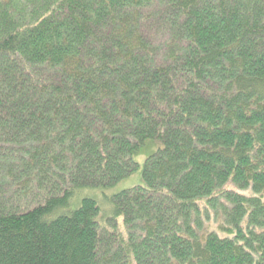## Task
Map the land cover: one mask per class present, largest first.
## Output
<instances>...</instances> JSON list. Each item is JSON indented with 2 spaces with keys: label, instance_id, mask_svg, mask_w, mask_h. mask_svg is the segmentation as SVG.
<instances>
[{
  "label": "trees",
  "instance_id": "16d2710c",
  "mask_svg": "<svg viewBox=\"0 0 264 264\" xmlns=\"http://www.w3.org/2000/svg\"><path fill=\"white\" fill-rule=\"evenodd\" d=\"M0 264H264V0H0Z\"/></svg>",
  "mask_w": 264,
  "mask_h": 264
},
{
  "label": "rangeland",
  "instance_id": "374dc122",
  "mask_svg": "<svg viewBox=\"0 0 264 264\" xmlns=\"http://www.w3.org/2000/svg\"><path fill=\"white\" fill-rule=\"evenodd\" d=\"M161 147V143L148 139L145 140L144 144L136 151H134L131 155L132 159L137 163V168L136 170L128 175L127 177H124L123 179L119 180L116 182L114 185L108 187V188H97V187H83L78 189L75 194L73 195L72 199L69 202V205L66 206V209L68 211L75 209L76 207L79 206L81 198L83 197H91L95 199L97 202L99 208H100V215H107L111 212V202L108 200V197H110L112 194H115L121 190H125L137 185H144L143 181V164L145 159L150 155L153 154L157 151L158 148ZM243 194H249V191H244L242 192ZM10 193H6V195H9ZM12 197L14 196L15 193L10 194ZM17 198V197H16ZM219 218L217 219L216 222L213 220L209 223V230L214 229L218 225ZM121 219L119 218L118 221V230L122 233V235L125 236L124 234V229L121 226ZM219 235L222 236V234L217 231Z\"/></svg>",
  "mask_w": 264,
  "mask_h": 264
}]
</instances>
